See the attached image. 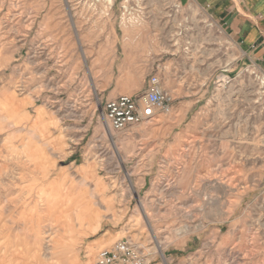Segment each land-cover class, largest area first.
<instances>
[{
    "label": "rangeland",
    "instance_id": "1",
    "mask_svg": "<svg viewBox=\"0 0 264 264\" xmlns=\"http://www.w3.org/2000/svg\"><path fill=\"white\" fill-rule=\"evenodd\" d=\"M152 74L170 110L110 129ZM262 76L192 0H0V264H264Z\"/></svg>",
    "mask_w": 264,
    "mask_h": 264
},
{
    "label": "built area",
    "instance_id": "2",
    "mask_svg": "<svg viewBox=\"0 0 264 264\" xmlns=\"http://www.w3.org/2000/svg\"><path fill=\"white\" fill-rule=\"evenodd\" d=\"M172 96L163 88L161 77L152 74L140 96L124 93L107 100L102 107V117L110 129L119 131L126 127L153 119L157 111H169ZM150 252L140 244L121 239L99 250L94 264H148Z\"/></svg>",
    "mask_w": 264,
    "mask_h": 264
},
{
    "label": "crops",
    "instance_id": "3",
    "mask_svg": "<svg viewBox=\"0 0 264 264\" xmlns=\"http://www.w3.org/2000/svg\"><path fill=\"white\" fill-rule=\"evenodd\" d=\"M205 8L264 70V0H192Z\"/></svg>",
    "mask_w": 264,
    "mask_h": 264
},
{
    "label": "bare ground",
    "instance_id": "4",
    "mask_svg": "<svg viewBox=\"0 0 264 264\" xmlns=\"http://www.w3.org/2000/svg\"><path fill=\"white\" fill-rule=\"evenodd\" d=\"M179 40L175 42V45H177V49H179ZM221 89V88H220ZM255 93H257L259 96L264 95V76L261 77V83L257 84L254 88ZM142 209L145 213H147V210L144 207V204L141 203ZM76 222L72 223V226L70 227L72 230L77 232L79 229L85 230L86 224H98V218L97 214L93 213L91 209L84 208L80 209L76 214Z\"/></svg>",
    "mask_w": 264,
    "mask_h": 264
}]
</instances>
